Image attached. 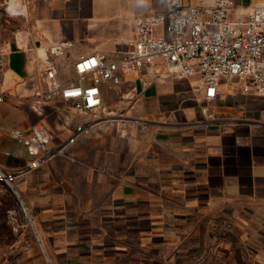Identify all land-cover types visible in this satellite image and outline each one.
Returning <instances> with one entry per match:
<instances>
[{
	"label": "crops",
	"instance_id": "crops-1",
	"mask_svg": "<svg viewBox=\"0 0 264 264\" xmlns=\"http://www.w3.org/2000/svg\"><path fill=\"white\" fill-rule=\"evenodd\" d=\"M79 2L39 0L30 13L20 7L22 27L2 40L11 49L1 74L12 95L0 103V163L6 167L33 159L6 128L31 135L41 123L57 144L90 114L64 110L60 99L30 100L41 83L40 48L65 82L75 76L81 55L115 57L136 39V17L166 10L165 0H136L119 31L94 30L72 13ZM85 31L94 33L86 37ZM17 36L26 38L28 49L18 48ZM65 40L73 42L65 56L47 53ZM15 53L25 55L19 71L11 68ZM234 83L222 80L217 97L206 100L198 78L177 79L155 60L105 86L104 111L116 114L109 98L121 95L117 110H128L134 120L101 123L72 146L75 160L56 156L17 180L51 264H235V244L249 249L241 253L253 264H264V99Z\"/></svg>",
	"mask_w": 264,
	"mask_h": 264
},
{
	"label": "built area",
	"instance_id": "built-area-1",
	"mask_svg": "<svg viewBox=\"0 0 264 264\" xmlns=\"http://www.w3.org/2000/svg\"><path fill=\"white\" fill-rule=\"evenodd\" d=\"M165 3V11L136 17V39L125 49L115 50V57L100 53L81 55L74 63L76 76L65 82L58 78L48 55L38 61L41 83L30 100L49 103L60 99L71 104L72 109L90 114L57 144L52 143L51 133L41 123L33 125L31 135L18 129H5L9 136L28 145L33 159L17 168L0 164V184L19 198L34 229L17 180L56 156L75 160L70 152L72 146L113 117L103 115L105 86H117L123 77L142 73L146 65L161 60L177 79L198 78L204 86L206 100L217 97L222 80L238 81L239 84L233 85L264 99V3L248 7L241 6L237 0H198L196 3L165 0ZM9 11L10 6L0 0V18ZM16 38L21 39L16 42L19 49H28L24 36ZM72 47V41H60L48 46L47 53L65 56ZM10 53L9 46L0 39V103L12 97L1 82ZM115 121L124 124L121 119Z\"/></svg>",
	"mask_w": 264,
	"mask_h": 264
},
{
	"label": "rangeland",
	"instance_id": "rangeland-1",
	"mask_svg": "<svg viewBox=\"0 0 264 264\" xmlns=\"http://www.w3.org/2000/svg\"><path fill=\"white\" fill-rule=\"evenodd\" d=\"M9 1L10 0H3L5 5L8 4V6H10V11L0 18V39L4 41L13 39L25 20V15L20 11L21 6L13 7L10 5ZM38 1L39 0H19V3L20 5H26L27 12L30 13L35 8V3ZM79 1L75 12L72 13L76 15L79 14L78 18L84 20L82 26L86 24L88 29L119 31L124 17L130 13L131 9H134L133 5L136 0ZM252 3H264V0H252ZM163 4L164 3L161 1L160 6L163 7ZM93 33V31H85L84 35L89 37ZM76 34L77 32H74V35L72 34L74 38ZM65 37H67V34ZM57 64L60 65L61 63L57 62ZM23 65H25V55L23 53H15L12 56L11 68L19 71L22 70ZM63 66H65V75L71 78L73 76V70L71 69L70 62L65 61ZM74 75L76 76V74ZM129 86V84H124L123 89L129 88ZM120 100H122L121 95L110 97L109 103L112 105V109L115 110L116 114H109L108 111H104L103 115H125L124 112L127 113L128 110L123 112L117 110L119 107H117L116 101L122 103ZM71 106V104H66L63 101L60 102V107L64 110L71 111ZM128 114L119 118L116 116L112 117L108 122L110 121L117 124L115 121L117 119H121L124 122L126 120H134L132 116ZM28 212L32 217L29 209ZM39 238L40 235L37 228L34 229L32 226L19 198L5 185L0 184V264H51L46 258V253L40 245ZM242 246L241 244H235V264H253V260L249 258L248 255L246 258L245 253H241L242 249L247 250V254L249 251L246 246ZM242 255L245 256V259L241 258Z\"/></svg>",
	"mask_w": 264,
	"mask_h": 264
},
{
	"label": "bare ground",
	"instance_id": "bare-ground-1",
	"mask_svg": "<svg viewBox=\"0 0 264 264\" xmlns=\"http://www.w3.org/2000/svg\"><path fill=\"white\" fill-rule=\"evenodd\" d=\"M9 3L13 7H20L21 6V8L23 10L25 9V6L24 5H20L19 0H10ZM39 55L46 57V51H45V48L44 47H42V48L39 49Z\"/></svg>",
	"mask_w": 264,
	"mask_h": 264
},
{
	"label": "water",
	"instance_id": "water-1",
	"mask_svg": "<svg viewBox=\"0 0 264 264\" xmlns=\"http://www.w3.org/2000/svg\"><path fill=\"white\" fill-rule=\"evenodd\" d=\"M27 147L28 145L26 143H24ZM31 156L33 157V155L31 154ZM1 164V163H0ZM2 165V164H1ZM4 166V165H3ZM41 247L43 248L42 244L40 243ZM48 260V259H47ZM49 261V260H48Z\"/></svg>",
	"mask_w": 264,
	"mask_h": 264
}]
</instances>
